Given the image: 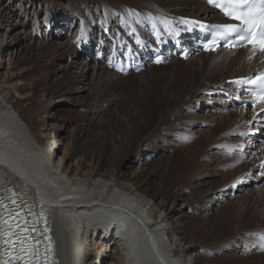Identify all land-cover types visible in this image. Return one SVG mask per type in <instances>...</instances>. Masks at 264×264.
Returning <instances> with one entry per match:
<instances>
[{
    "label": "bare ground",
    "instance_id": "6f19581e",
    "mask_svg": "<svg viewBox=\"0 0 264 264\" xmlns=\"http://www.w3.org/2000/svg\"><path fill=\"white\" fill-rule=\"evenodd\" d=\"M7 1L8 4L0 5V23L8 21L18 13L31 20L29 29L24 25V22L20 25L22 29L16 32L13 37L16 44H20L19 41L27 40L29 46H32L36 42L35 36L38 34L36 29L44 24H47L49 28H54L50 34L54 38L57 32L62 33V26L69 27L68 35L73 40L76 38L77 46L82 54L75 51L76 44L72 40L63 42L61 48L51 49L53 43L42 45V47L47 46L48 49H51L49 53H53L52 61L61 55L67 58L69 55V58H74L75 60L71 61V64L75 62L78 69L74 75L75 80L84 82L88 76L92 77V86L89 91H95L99 98L102 97V92L99 93V89L102 87L105 94L106 89H119L123 82L135 76H142L139 80H134L135 89L130 91L132 97L127 98L125 94L124 98L129 99L128 102L125 104L121 100L116 105V109L118 114H122L126 118L129 125L127 128L131 132L136 133L142 125V131L147 129L149 133L152 130L155 137L167 142L169 147L172 148L171 145H175L176 148L169 159L178 158L180 163L196 169L204 149L211 145H217L224 150L243 149V146L248 142L242 139L243 132L260 128L263 115L252 121L254 115L252 108L231 106L228 110H224L228 103L227 98L222 96V101L220 100L219 106L216 107L220 109L219 112L208 114L207 118L205 115L202 117L208 121L211 118L214 121V129L209 130L206 136L201 135L198 141L194 142V147L192 146L191 149L181 148L180 144L175 143L177 140L173 138L179 136L182 139L187 134L196 137L202 132L203 127H200L197 123L199 121H196L194 114L188 110H201L203 104L199 100L203 99V95L213 89H230L229 79L256 73L259 61H264V55L254 56L249 47L236 51L217 49L214 53L198 54L191 58L192 62L188 65L189 73L183 77H180L178 71L183 60L174 58L164 64L151 65L140 73H130L126 79L106 65L76 60L83 54L90 57L91 60H96L98 54L109 55L118 47L142 45L151 37L152 28H159L163 23L174 24L178 17L197 18L194 16H200L203 19L206 15L209 17L210 13L213 17L209 18L220 17L217 11L209 7L205 1L19 0L20 3H16V0L14 3L10 2L12 0ZM80 4L82 5L80 6ZM189 7H191L190 13L183 14ZM58 10L61 11L52 13ZM34 17L36 18L35 26L32 24ZM76 23L79 25L77 29ZM10 28L11 25H8V29ZM95 28L102 31V36L92 37ZM9 47L8 43L0 44V57L1 53L7 52ZM21 49V47L18 49V53L21 52ZM10 51L7 52V58L3 65L5 71L2 72L3 70L0 69V187L11 186V188H5L0 193V199L6 202L14 199V189L19 193L17 197L21 201L28 200L27 203L31 204L32 210H29L28 207L24 208L22 214L9 219L7 226L12 227L14 222L25 223L33 220L32 224L28 226L38 225L42 228L44 235H50L46 227V223L49 221L56 242L57 261L54 264H93L92 261L95 258L101 257L102 261L104 259L106 261L109 256L103 255L102 250H108V248H104L105 242L101 240L111 241L117 238H119L118 242L121 247L116 257L117 264H200L205 261L206 258H199V254H197L198 256L190 255V245L184 246L182 243L183 230L173 227L169 216L162 208L155 206L152 200L139 194V186L135 183L122 181L120 174L105 177L100 173L98 166L89 172L82 173L85 167L83 162H78L76 167H73L72 163L68 166L62 165V167L53 165L50 155L52 148L41 140L42 129L37 120L38 109L47 107L48 104L35 105L31 103L33 93L27 99L5 93V90L16 87L19 76L24 82L33 81L38 76L36 70L32 69L33 64L31 63L29 67L18 71V77L7 78V73L10 71H12L10 76L16 74L12 70L13 66L18 69V63ZM93 55L94 58H92ZM86 59L88 61L89 58ZM2 61L3 59H1V63ZM208 62L209 65H207ZM1 63L0 67H2ZM71 64H66V67ZM30 69H32L31 73L28 76H23V73ZM14 80L17 82L13 83ZM62 83L63 81L55 82L60 85ZM211 101L215 102L217 99L213 98ZM163 106H168V109L166 110ZM153 113H160V118L150 127L148 116ZM168 116L176 117L172 120L178 123L177 126L172 123V120L167 119ZM103 119H106V115L103 116ZM125 120L121 123L117 121L114 125H117L121 130V124L125 123ZM170 124L173 127L171 126L172 133L169 137L167 136L169 131L166 128ZM161 126H166V128L162 129V133H159L158 128ZM239 133L241 136L232 137V134ZM188 147L190 148V145ZM250 147V150H254L253 148L261 150L259 156L242 162L240 165H235L234 162L245 160L246 155H232L227 160L225 157L229 155L220 152L218 155L224 159L221 162H215L219 169V186L211 195L207 196L205 193L194 202L209 205L217 201L218 193L223 187L232 186L230 189L232 194L234 188H238L239 191L247 190L246 184L252 180L257 182L264 180V166H262L264 144L254 141ZM234 157H238V159ZM69 158L72 159L71 153H69ZM66 161L68 162V160ZM187 168L188 166H186V170ZM198 174L201 175V172ZM12 214L13 211L10 208L0 207V220ZM229 221L227 220V222ZM3 226L4 224L0 222V237L2 238L5 237ZM10 229L7 233H12L20 228L12 227ZM249 231H252V234L262 233L264 224L254 226L249 230L239 228L234 233L236 235L224 234V239L220 241L224 244V251L233 249L235 246L236 251L246 254V256L249 255L243 251L241 240L244 237L237 239V234ZM90 233H94L99 239L94 240L93 247L87 248L86 244ZM41 236L42 234L39 233L36 238L40 239ZM248 239L254 242L255 247H258L259 241L256 236L251 235ZM222 245L215 250L219 251ZM255 247H252V252H255ZM257 255L255 254V256ZM84 256H87L90 261L82 263ZM204 264H207V261ZM244 264H264V260L255 262L253 257H249Z\"/></svg>",
    "mask_w": 264,
    "mask_h": 264
},
{
    "label": "rangeland",
    "instance_id": "374dc122",
    "mask_svg": "<svg viewBox=\"0 0 264 264\" xmlns=\"http://www.w3.org/2000/svg\"><path fill=\"white\" fill-rule=\"evenodd\" d=\"M14 1L10 2L14 3ZM16 3H20L19 0H16ZM3 4H8V1L0 0V5ZM60 11L52 13H59ZM190 11L191 7L183 14L190 13ZM46 17L47 14L45 15ZM194 17L201 19L200 16ZM209 17H213V15L210 13ZM35 20L36 18L34 17L32 19L34 26ZM23 22L29 29L28 26H30L31 20L19 13L8 21L0 23V44L6 45L8 43L10 45L7 52L11 50L12 56L15 57L14 60L18 63V69L14 68V66L12 67L13 72L16 74L10 76L12 73L10 71L7 73V78L18 77V71L29 67L31 63L33 64L32 69L36 70L35 72L36 74L38 73V76L33 81L25 82L19 76L17 88L14 86V89L5 90V93L26 97L25 99L31 97L33 93L31 103L35 105L48 104L47 107L38 109L37 120L41 124L43 137H41V140L52 148L50 155L53 165L62 167V165L68 166L72 163V166L76 167L78 162H83L85 167L82 173L85 171L89 172L92 168L98 166L100 173L105 177L120 174L122 181L135 183L139 186V194L152 200L155 206L162 208L165 214L169 216V221L173 227L183 230L182 243L184 246L190 245V255L198 256L197 254H199V258L205 257L207 264H244L249 257H253L255 262L264 260V255H261L264 254V250L260 245L258 248L255 247L253 245L254 242L248 239L249 236L254 235L262 243L264 242V232L252 234V231H249L237 234L238 238L237 236L236 238L238 240L244 237L241 242H243V251L249 253L247 256L236 251L235 246H233V249L224 251V244L220 242L224 239V234L231 235L236 233L239 228L249 230L254 226L264 224V180L248 182L246 184L247 190L245 191H239L238 188H234L238 189L234 195L230 192L232 186L229 188L223 187L218 193L217 201L209 205L204 203L201 205L194 202L195 199L200 198L205 193H207V196L211 195L219 186V169L216 167L217 164L215 162H221L224 159V157L218 155L220 152L229 155L225 157L227 160L232 155H246L245 160L234 162L235 165H240L242 162L259 156L261 150L257 148L250 150V146L254 143L253 139H245L243 137L242 139L248 142L240 150L239 148L224 150L217 145L209 146L202 151V156L196 169H193L190 165L180 163L178 158L172 157L169 159L170 155H173L172 152L176 148L175 145H171L172 148L169 147L167 142L157 139L152 130L149 133L147 129L142 131V125L136 133L131 132L127 128L129 125L125 120L126 118L124 115L118 114L116 109V105L121 100L126 104L129 100L127 98L132 97L131 92L135 89L134 80H139L142 76H135L123 82L119 89H106L107 92L105 94L102 87L99 89V93L102 92V97L99 98L95 91H89L92 86V77L88 76L84 82L75 80L74 75L78 69L75 62L71 64V61L75 59L69 58L68 53V58L61 55L56 60H51L53 53H49V50L54 47L61 48L62 43L66 41H75V51L81 53L77 46L76 38L73 40L68 35L69 27L62 26V33L55 32V38L50 36L54 28H49L47 24H44L39 29L35 27L38 31L35 36L36 42L29 46V41L27 40L19 41L20 44H16L13 40L16 32L22 29L20 25ZM8 25H11L10 29H8ZM75 25L77 29L79 25L77 23ZM101 33V30L95 28L92 32V37L96 35L102 36ZM49 43H53L51 49H48L47 46L42 47V45H48ZM20 47L22 49L18 53ZM7 52L1 53L0 63L1 59L3 61L0 69L3 70L2 72L5 71L3 65L7 58ZM94 57L93 55L92 58ZM192 57L185 60L174 58L183 60L178 67L180 77L189 73L188 65L192 62ZM86 58H89L88 61ZM76 60L99 64L96 60H91L90 57L84 54L76 58ZM66 64L71 65L66 67ZM101 65H104V63ZM207 65H209V62ZM32 69L23 73V76H28ZM166 71H168V68H166ZM126 77L123 76L124 79ZM17 80H14L13 83H16ZM56 81H63V83L61 85L55 84ZM29 84H32V86H29ZM217 90L219 89H213L203 95V99L199 100L203 104L201 110H188V112L194 114L196 121H199L197 123L203 129L199 136L196 137H192L189 134L182 139L179 136L173 137L177 140L173 139L175 143L180 144L181 148L191 149L192 146L194 147V142L198 141L201 135L206 136L209 130L214 129V121L211 118L208 121L206 118L208 114L218 113L220 110L216 107L222 101V96L217 94ZM125 94L127 98H124ZM97 96L99 99H96ZM213 98L217 99V101H211ZM97 104L98 106H96ZM163 108L167 110L168 106H163ZM224 110H227V108H224ZM104 115H106V119H103ZM204 115L206 116L205 119L202 118ZM159 118L160 113L149 115V126L152 127L159 121ZM167 119L172 120L176 119V117L168 116ZM123 120L126 122L121 124L122 128L120 130L114 123L117 121L121 123ZM172 123L175 126L178 124L173 120ZM171 126L173 127L172 124L167 128L166 126H161L158 131L162 133V129L166 128L169 131L167 136L170 137L172 133ZM238 136H241L240 133L232 134V137ZM189 145L190 148L188 147ZM69 153H71L72 159L69 158ZM234 158L238 159V157ZM186 166H188L187 170ZM199 172H201V175L198 174ZM189 179L191 180L188 181ZM227 220L230 221L227 222ZM259 234L261 235L259 236ZM98 239L94 233H90L86 247H93L95 245L94 240ZM118 239L111 241L102 239L101 241L105 242L103 244L104 248L109 250H102L104 252L103 255L106 254L110 258L108 257L106 261L104 259V262L102 257L95 258L92 261L93 264H117L116 257L118 256V251L121 250ZM220 245H222L220 250H215ZM252 247L256 248L254 249L255 252L251 251ZM255 254L258 255L255 256ZM87 256H84L82 263L90 261ZM205 261L200 264H204Z\"/></svg>",
    "mask_w": 264,
    "mask_h": 264
},
{
    "label": "snow or ice",
    "instance_id": "6c2138e0",
    "mask_svg": "<svg viewBox=\"0 0 264 264\" xmlns=\"http://www.w3.org/2000/svg\"><path fill=\"white\" fill-rule=\"evenodd\" d=\"M209 3L215 4L226 15L232 16L240 21L242 25H247L249 29L255 27L257 17L264 13V0H259V12H257L256 3H253L252 0H223L222 3H217L216 0H209ZM221 27L227 31L237 30L235 25H222ZM262 35H264V29H262ZM260 51H264V40L260 42Z\"/></svg>",
    "mask_w": 264,
    "mask_h": 264
}]
</instances>
